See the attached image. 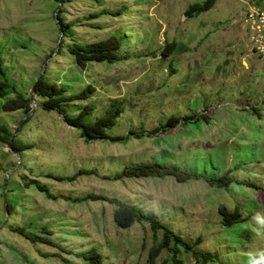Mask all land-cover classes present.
<instances>
[{"label": "rangeland", "instance_id": "obj_1", "mask_svg": "<svg viewBox=\"0 0 264 264\" xmlns=\"http://www.w3.org/2000/svg\"><path fill=\"white\" fill-rule=\"evenodd\" d=\"M204 1L74 0L58 9L71 25L63 38L53 0H0V55L8 78L27 93L42 70L69 93L90 86L91 97L66 104L68 110L76 114L91 104L93 121L116 101L122 112L107 133L123 138L85 142L34 96L35 108L13 139L26 149L15 155L0 143V224L7 216L5 179L8 214L0 229V264H86L80 255L92 250L100 264H143L161 230L154 237L146 222L120 229L115 204L89 195L136 207L194 251L178 249L173 260L163 250L157 264H264V48L260 53L262 40L244 21L259 0H215L209 10L185 17L189 5ZM105 9L119 15L88 20ZM111 34L121 36L125 58L115 63L91 62L81 70L65 49ZM24 114L0 111V124L12 133ZM142 163L175 166L205 180L109 179ZM80 170L94 173L69 181L46 177ZM222 177L230 179L227 187L207 181ZM220 206L247 216L241 229L222 225ZM19 229L48 243L30 242ZM195 252L214 253L216 260L202 262Z\"/></svg>", "mask_w": 264, "mask_h": 264}, {"label": "trees", "instance_id": "obj_2", "mask_svg": "<svg viewBox=\"0 0 264 264\" xmlns=\"http://www.w3.org/2000/svg\"><path fill=\"white\" fill-rule=\"evenodd\" d=\"M72 1L74 0H53L54 7L57 6L58 2L60 3V5H63ZM214 2L215 0H205L201 4L193 3L188 6L186 11L184 12V15L186 18L197 16L199 13L207 11L211 7H213ZM61 11L62 8L57 13L58 23H56L58 25L57 29L59 30V32H62V36L64 38L69 35L68 32L71 25L65 24L63 22L61 18ZM100 15L117 16L119 15V13L116 11L105 9L99 13L90 14L88 16V20L96 19ZM60 43L62 47L63 41L61 40ZM173 45L174 42L167 43L166 47H173ZM121 46V36L117 34H111L106 38L97 41L87 42L83 44L73 43L69 46H65V49L72 58L74 65L82 70L85 69L87 64L91 62L115 63L120 61L121 59H125L121 58L119 54ZM6 71L7 70L4 66L3 58L0 55V111L13 112L22 110V112L27 113L30 109L29 93L16 86V84L12 82L10 78H8ZM89 87L90 86H85L77 93H69L66 86H59L56 83L49 82L45 76H41V78L34 83V96L43 99L41 106L44 110H56L61 115L63 122L79 130V136L85 142L96 139H110L112 142L123 140L122 137H112L107 133L108 130L116 125L117 119L122 112V108L116 101L113 100L109 104L108 108L105 109V112L99 117L95 118L93 121L89 120L94 110L91 104L87 103L83 106H79L78 108H76V114H72L68 110L66 104L77 102L80 100H87L91 97L94 89ZM129 135L138 137L135 133H129ZM10 136L11 132L8 130L7 126H5L4 124H0V143H7ZM12 149L16 153H19L23 149H26V147L20 146L19 142L13 140ZM83 173L94 172L88 170H80L73 176L69 177L56 176L53 174H47L46 177H51L62 181H69ZM167 175L174 176L179 182H185L186 180L190 179V177L205 180L204 175L197 174L191 176L190 174L179 170V168L175 166H165L158 163H142L132 166H125L120 172L115 173L113 176L109 177V179L118 180L122 178L143 177L162 178ZM207 181L210 185H216L218 187H227L231 182L228 177H222L221 180L218 181H215L214 179ZM35 185L38 191L45 192L47 196L49 195L45 186L39 185L37 183H35ZM88 197V199L92 200H106L110 203H114L115 210L113 213V220L115 225L120 229H128L137 222H146L151 226L154 237L156 236V232L161 230L162 236L160 238V241H154L153 245L148 250L146 260L143 264H157L158 256L163 250L172 253L173 260H175L178 249L185 248L187 249V251L192 250V247L188 243L180 239V235L170 230L166 225L160 223L154 217L143 213L136 207L130 206L116 199H106L105 197L99 195H89ZM236 210L237 208H235L234 211H228L223 206H220L218 208V213L220 215L222 225L225 228L233 229L234 227H236L238 230L241 229V223L247 216H244L238 209L239 213L241 214L239 215L238 211ZM238 226H240V228H238ZM15 231L30 242L38 241L41 243H48L47 239L31 237L22 229ZM192 253L194 254L193 250ZM195 256L202 262L216 260V255L211 252H195ZM80 257L86 262V264L101 263V257L95 250H92L89 253L81 254Z\"/></svg>", "mask_w": 264, "mask_h": 264}, {"label": "built area", "instance_id": "obj_3", "mask_svg": "<svg viewBox=\"0 0 264 264\" xmlns=\"http://www.w3.org/2000/svg\"><path fill=\"white\" fill-rule=\"evenodd\" d=\"M244 21L249 24L252 32L262 40L257 44V48L260 50L259 46H261V44L262 48H264V0H259L256 6L250 7L246 10ZM261 54L264 56L263 53Z\"/></svg>", "mask_w": 264, "mask_h": 264}, {"label": "water", "instance_id": "obj_4", "mask_svg": "<svg viewBox=\"0 0 264 264\" xmlns=\"http://www.w3.org/2000/svg\"><path fill=\"white\" fill-rule=\"evenodd\" d=\"M59 6H60V3L58 2L57 6L55 7V10H54V18H55V22H57V23H58L57 13H58ZM60 33H61V36H62V32L61 31H60ZM42 74H43V70L41 71V73L38 76L36 81H38L41 78ZM29 106H30L29 111L24 114V117L19 122L16 123L15 130L11 133V136L8 139V142L6 144L7 152L10 151L13 154L17 155V153L12 149V141L14 139L15 133L17 131V128H18V125L20 124V122L27 115H29L33 111V109L35 108V104H34V85L32 86V88L30 89V92H29ZM1 194H2V200H3V212L8 216V214H7V203H6V179L3 181ZM7 216L4 217L2 223L0 224V229L4 226Z\"/></svg>", "mask_w": 264, "mask_h": 264}]
</instances>
